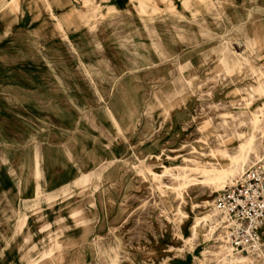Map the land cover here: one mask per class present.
Returning a JSON list of instances; mask_svg holds the SVG:
<instances>
[{
	"label": "rangeland",
	"instance_id": "rangeland-1",
	"mask_svg": "<svg viewBox=\"0 0 264 264\" xmlns=\"http://www.w3.org/2000/svg\"><path fill=\"white\" fill-rule=\"evenodd\" d=\"M110 2L0 0V63L111 64L91 71L110 84L80 103L105 153L81 188L23 210L41 238L24 231L18 264H264V241L261 254L230 256L209 219L213 196L264 156V0ZM78 32L92 54H73ZM77 229L81 247L64 239Z\"/></svg>",
	"mask_w": 264,
	"mask_h": 264
},
{
	"label": "crops",
	"instance_id": "crops-1",
	"mask_svg": "<svg viewBox=\"0 0 264 264\" xmlns=\"http://www.w3.org/2000/svg\"><path fill=\"white\" fill-rule=\"evenodd\" d=\"M128 1L111 0L110 6L123 10ZM53 15L63 17V12L55 9ZM28 16L31 21V15L24 14V18ZM47 19L43 15L39 20ZM82 36L83 32L70 35L73 54H92L91 47L81 44ZM106 66L111 69L110 62L96 60L0 63V264L19 263L24 231L33 240L41 238L40 224L23 210L38 198L51 202L66 195L70 185L81 188L85 174L87 178L91 174L89 166L105 153L100 140L95 141L92 122L81 124L80 103L93 99L90 86L110 84L97 81L91 72L106 70ZM91 119L100 132L116 129L111 121ZM114 122L124 132L123 120ZM122 147L120 142L111 149L121 151ZM65 238L76 240L79 247L86 243L78 229L68 231ZM151 245L160 251L154 248L155 242Z\"/></svg>",
	"mask_w": 264,
	"mask_h": 264
},
{
	"label": "built area",
	"instance_id": "built-area-1",
	"mask_svg": "<svg viewBox=\"0 0 264 264\" xmlns=\"http://www.w3.org/2000/svg\"><path fill=\"white\" fill-rule=\"evenodd\" d=\"M215 239L233 254H261L264 239V156L211 200Z\"/></svg>",
	"mask_w": 264,
	"mask_h": 264
},
{
	"label": "bare ground",
	"instance_id": "bare-ground-1",
	"mask_svg": "<svg viewBox=\"0 0 264 264\" xmlns=\"http://www.w3.org/2000/svg\"><path fill=\"white\" fill-rule=\"evenodd\" d=\"M235 154L234 153H232V154H229L228 156L229 157H232V156H234ZM238 168H239V166H237L236 168H233L232 170H230V172L228 173V175H225V176H227L226 178H222V181H225V180H230V179H232V178H235V176H236V174H238ZM204 182H206V183H210V181H204ZM230 184H232V183H230ZM229 184V185H230ZM227 186V185H226ZM225 187V186H224ZM215 216H216V214H215V212L213 211V209H211V214H210V218L209 219H211L212 220V222L214 223V222H216L215 221ZM229 254H230V256H232V253L229 251ZM238 255H243V257L244 258H246V259H248V254H238ZM237 255V256H238Z\"/></svg>",
	"mask_w": 264,
	"mask_h": 264
}]
</instances>
